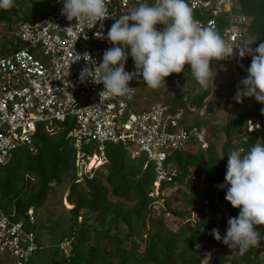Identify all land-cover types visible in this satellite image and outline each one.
I'll return each instance as SVG.
<instances>
[{
    "label": "trees",
    "instance_id": "16d2710c",
    "mask_svg": "<svg viewBox=\"0 0 264 264\" xmlns=\"http://www.w3.org/2000/svg\"><path fill=\"white\" fill-rule=\"evenodd\" d=\"M20 2L21 0L15 1L16 4ZM50 2L51 0H35L31 3L27 11L40 7L43 13L36 20H25L21 12L23 9L20 6H12V14H18L21 17L17 15L16 19H13L8 11L0 10V22H6L14 37V31L20 22H35L50 14L52 12ZM236 6L248 18L247 29L251 40L256 41L254 44L264 42V0H236ZM226 17L227 15L223 14L219 18L225 21ZM14 39L10 44L14 43ZM19 46L18 43L15 44V48ZM241 60L248 68L251 57L246 55ZM215 64L217 61L210 64L212 73L216 67H219L218 73L221 79L229 81L224 86H218V92L223 89V94L227 98H232L235 87L230 70L227 65L215 66ZM188 70V66L185 65V72L174 73L166 78L171 83L174 78H177L181 83V88H184V90L178 89L180 94L174 96L176 97L174 101L166 104L171 109L183 110V122L184 124L189 123L188 128H207V145L199 144L192 137L184 148L170 152L164 167L172 173H169V179L161 181L158 193H161L159 196L163 198L166 192L163 189L178 185L182 193H178L173 200L185 199L184 203L188 206L201 202L205 207L199 209L207 213V217L194 221L190 227H183L189 221L186 218V222H181L180 228L170 237L159 233H153L151 236L149 231L143 232L142 236L146 235L147 239L144 241L143 237L138 238L140 242L145 243L143 251H140L134 239L139 235L133 219L138 220L139 228L145 229L147 225L145 217L157 216L159 219L156 225L162 228L160 216L166 217L170 213L178 219L184 216V213L170 207L166 201L159 203L153 199L151 192L155 180L154 164L147 162L144 157L131 158L120 143H106L104 155L107 161L98 166L90 178L85 177L78 181L75 166L76 148L72 140L67 137L71 128L70 124L66 122L57 124L52 133L38 126L33 135L35 152L30 151L27 146H20L23 147L21 151L15 154V151L20 148L18 147L13 152L11 160L6 165H0V209L9 220L23 222L25 230L32 231L37 239L43 227L34 218L29 220L28 212L31 208L35 209L42 205L47 198L48 190L60 184L63 176H67L69 184L66 199L71 206L68 210L69 216L65 219L67 227L61 233L60 238L54 242V246L50 245L54 248L51 264H111L112 260H115L114 264H176L173 262L174 258L179 260V264H225L224 259H218L214 255V252L216 254L222 252L224 247L214 239L211 231L214 228L218 229L222 236L227 227V219H224L223 214H219L221 210L214 205L216 198L214 196L216 195L220 202L228 205V218L237 216L238 211L233 209L224 198L227 187L217 191L213 185L224 181L228 151L240 149L246 152L253 145L264 143V131L251 132L248 131L247 126L249 118L257 117L264 127V115L261 114V108L264 105L252 98L255 102L253 109L237 115L232 121L236 103L226 101L229 103L226 107L215 106L218 112L225 113L223 124L220 127L217 125L215 127V124L211 122L204 126L197 122H190L188 117L192 114L198 117V111L205 107V101L212 93V83L215 79L211 78L208 87L201 89ZM224 95L217 97L221 100ZM160 102L165 103L164 100ZM217 130H221L225 137L221 146L222 159L217 158L215 149L209 145ZM89 144L91 142L84 145L89 147ZM192 148L195 150L192 151ZM82 149L88 152V148L82 146ZM96 149L97 143L96 148L91 151ZM194 181L202 182L203 189L191 188L189 193L182 191L185 187L189 189ZM90 214H94L92 222H90ZM120 224L125 226V232L122 234L119 233ZM183 229L189 232L186 249L191 250L201 244L199 251L196 252L207 254L204 262L202 258L195 257V250H192L185 259L173 249L172 240L178 234L183 235ZM263 232L264 227H261L260 237H264ZM64 239L70 240L69 256H65L62 250L60 258L56 259L57 253L61 252L60 243ZM212 239L217 249L204 252ZM36 243L37 250L43 249L40 243ZM253 249L254 260H256L259 252L264 251V248L259 250L253 247ZM235 252L239 253L237 249ZM241 258L248 259L245 255ZM230 264H236V259Z\"/></svg>",
    "mask_w": 264,
    "mask_h": 264
},
{
    "label": "built area",
    "instance_id": "2783aa9c",
    "mask_svg": "<svg viewBox=\"0 0 264 264\" xmlns=\"http://www.w3.org/2000/svg\"><path fill=\"white\" fill-rule=\"evenodd\" d=\"M104 2L107 17L90 29L87 23L74 26L75 21H67L60 14L63 5L57 0H51L52 12L44 18L18 24L14 43L0 55V165H6L20 146L35 152L33 135L39 125L46 124L45 130L52 133L55 125L66 122L71 126L67 137L76 148L78 181L92 176L95 164L107 161L104 155L106 143H120L131 158L144 157L154 164L155 180L151 192L154 196V193L158 194L161 181L169 179L168 175L172 173L164 167L168 154L184 148L192 137L206 146L208 129L188 128L189 123L183 122V110L171 109L163 102L134 109L130 102L137 87L144 85L140 79L129 82L128 87L134 89L129 96L110 98L99 97L103 86L91 83L90 78L80 82L81 70L91 68V61L100 62L106 34L114 20L140 3L151 4L155 0ZM187 3L201 27L215 30L234 47L251 40L248 18L238 10L236 0H187ZM223 14L227 15L225 21L219 18ZM16 43L20 45L18 48H15ZM256 46L249 47L254 49ZM84 54L89 55L90 61L83 59ZM76 55L81 59L74 61ZM224 60L229 63L236 92L247 75L246 65L239 58L237 49L232 57ZM172 83L175 90L181 88L177 78ZM235 92L232 98L224 95L222 100L236 103ZM254 106L252 98H244L242 103H236L231 120L251 111ZM247 126L251 132L264 131L257 117L249 118ZM89 142L97 143V149L88 153L82 146ZM92 160L96 163L90 166ZM84 167L90 175H84L87 172ZM28 217L33 220L31 209ZM35 239L32 231L25 230L23 222L9 220L0 209V256L7 255L12 264H31V257L38 248ZM60 246L65 256H69L70 240L64 239Z\"/></svg>",
    "mask_w": 264,
    "mask_h": 264
},
{
    "label": "clouds",
    "instance_id": "9594fccd",
    "mask_svg": "<svg viewBox=\"0 0 264 264\" xmlns=\"http://www.w3.org/2000/svg\"><path fill=\"white\" fill-rule=\"evenodd\" d=\"M57 2L63 5L60 14L69 22L75 21L74 26L87 23L90 29L107 17L104 0ZM13 4L14 0H0V10H8ZM157 25L162 27L158 29ZM106 39L111 47L103 52L100 62L91 61L92 67H84L79 75L81 83L90 78L91 83L103 86L99 97L129 96L134 89L128 84L133 79H140L146 87L157 89L171 74L185 72V65L196 84L206 89L212 78L210 64L232 57L237 49L239 57L250 56L251 63L233 99L239 104L244 98H254L264 105V42L254 49L249 47L256 42L252 40L234 47L215 30L201 27L187 0L140 3L114 20ZM76 57L74 61L81 59L80 55ZM129 57L135 69L131 73L125 71ZM83 59L90 61L88 54H84ZM261 114L264 115V107ZM225 186V200L239 211L237 216L227 219L223 236L215 228L211 235L242 255L258 244L259 229L264 227V143L253 145L246 152L230 151L224 181L219 188L223 190Z\"/></svg>",
    "mask_w": 264,
    "mask_h": 264
},
{
    "label": "rangeland",
    "instance_id": "374dc122",
    "mask_svg": "<svg viewBox=\"0 0 264 264\" xmlns=\"http://www.w3.org/2000/svg\"><path fill=\"white\" fill-rule=\"evenodd\" d=\"M15 1L16 0H14L13 6H16V7L20 6L23 9L21 10V12L25 20L33 21V20L40 18V16L43 14L42 11L39 9L40 7H37V8L35 7L33 10L27 11L30 8L31 3L35 0H21L20 4H16ZM6 11H8V14H10L13 17V19H16L18 14H12L11 8ZM18 16L21 17V15H18ZM161 27L162 26L157 25L158 29H160ZM13 39L14 37L11 34V28L7 26L5 21H1L0 22V55L4 52V50L9 45H11L10 42ZM109 47H111V44L108 41H106V43L103 44L104 51L108 49ZM216 65L217 66L227 65L228 67L229 63L226 60H221V61H217V64H215V66ZM218 68L219 67H216L215 68L216 70L212 73V78H214L215 80L212 83V93L210 94V96H208V98L205 101L206 102L205 108L198 111V117H196L193 114L190 115L189 117L190 122H197L198 124L202 126H204L208 122H211L212 124L213 123L215 124V127L217 126L220 127L221 124H223L225 113L218 112V109L215 108V106L223 105V107H226V105L229 104L226 101L224 102V100L222 99L220 100V98L217 97L218 95H224L223 89L221 90V92H218L219 91L218 86H224V84L228 83L229 81L221 79V75L218 73V70H219ZM125 71H128V72L135 71L134 66H133V61L130 57L127 59L125 63ZM181 89L184 90V88H181ZM179 94H180V90H174V87L169 80H166V83L162 84L157 89H151L146 86H139L137 87L136 95L134 96L133 100L130 102V106H133L134 109H137V108L145 107L146 105L149 106L150 104H153L155 102H160L163 100L165 103H171L172 101L176 99V97L174 98V96H178ZM45 125L46 124H42L39 126H41L45 130L44 128ZM215 134L216 135L214 139H211L209 145L210 147L212 146L215 149L217 153L216 154L217 158L222 159L221 146L224 143L225 137L221 130H217ZM84 147L88 148V152H89L92 149L96 148V143L91 142V144H89V147H87L86 145H83V148ZM22 149L23 147L18 148V150L15 151V154L21 151ZM191 150L194 151L195 149L192 148ZM228 153H230V151H228ZM97 165L98 163L95 164V167ZM84 171H87V172H84L85 173L84 175H90L86 167H84ZM68 184H69V181L67 179V176L65 175L62 177V182L60 184L52 186L48 190L47 198L43 202L42 205H40L39 207L35 209L31 208L32 218H34L36 222L39 223L41 227H43L41 230V233L36 239V242L40 243L43 249H39L35 252V254H33L30 260L32 264H51L52 263V257H53L52 253L54 252V248L52 246H54L55 244L54 242H56V240L60 238L61 233L67 227L65 219L69 216L68 210L70 209V206H71L66 200ZM219 185L221 184L218 183V184H215V186H213L215 190L217 191L221 190V188H219ZM203 187L204 186L202 185V182L194 181L193 184L190 185L189 189L185 187V189H182V191L185 190V193H189L191 188L195 190H198V189L202 190ZM163 190L164 192L166 191L163 194V198H160L161 196H159L161 193H158L157 195H155L154 193L153 199L157 200L159 203H162L163 201L165 203L166 201V203H168L170 207L177 209L178 211L184 213V216L180 219H178V217L176 218L173 213H170L166 217L160 216V220L163 225L162 228L157 227L156 221L159 218L157 219V216L155 215H153V217L151 216L147 218L145 217V220L147 221V225L145 229L139 228L138 220L136 221L135 219H133L134 226L139 235L135 237L134 239L136 241V244L139 246L140 251H143L145 247L144 241L145 239H147L145 238L146 235L142 236L143 232L149 231L151 236L153 233H159L160 235L166 234L168 237H170L174 232L178 230V228H180L181 222L183 221L186 222L187 220L186 218H188L189 221L183 227H186V226L190 227L194 221H197L198 219H205L207 217V213H203V211L199 209V208L202 209V207H205V205H203L201 202L199 204L196 203L194 205L188 206L184 203L185 199L179 200L178 198V200H175V201L173 200L174 197L178 193H182L180 192L178 185H174L171 188L167 187ZM169 193L171 194L168 195ZM214 197H216L214 205H217L219 210H221L219 214H223L224 219H228V213H227L228 205L224 202H220L216 195ZM129 203L133 204V202H129ZM237 211L239 210L237 209ZM93 218H94V214H90V222L93 221ZM94 223L98 225L97 222H94ZM119 226H120L119 233L120 234L124 233L125 226L123 224H120ZM188 236H189V232L186 229H183V235L178 234L172 240L173 249L175 250V252L179 255H183V258L185 259L188 257L190 252H192V250H195L196 252V251H199L198 249L201 247V244H199L197 248L193 247L191 250L186 249V239ZM140 237H143L142 239H144V241L140 242V240L138 239ZM213 241H214L213 239L209 241V245L206 246V250L204 252L206 251L212 252L215 249H217V246L213 245ZM221 246L224 247V250L222 252H218L217 254L216 252H214V255L218 259H224L225 264H230V262L235 259H236V264H264V251H260L257 259L254 260L253 247H251L247 252L241 255L240 253L235 252V249L231 250L223 243H221ZM254 248L259 249V250L264 248V237L259 236V242L256 246H254ZM59 249L61 252L57 253L56 259H59L62 254V248H59ZM243 255L247 256L248 259L243 260L241 258V256ZM195 257L202 258L204 262L206 260L207 254L196 252ZM173 262H175L176 264H179V260L177 258H174ZM114 263H115V260H112L111 264H114ZM0 264H12L11 258L8 257L7 255L0 256Z\"/></svg>",
    "mask_w": 264,
    "mask_h": 264
},
{
    "label": "bare ground",
    "instance_id": "6f19581e",
    "mask_svg": "<svg viewBox=\"0 0 264 264\" xmlns=\"http://www.w3.org/2000/svg\"><path fill=\"white\" fill-rule=\"evenodd\" d=\"M93 163H94V161L92 160L91 163H90V166H91ZM95 163H96V162H95ZM95 163H94V164H95ZM94 164H93V165H94ZM222 183H223V182H222ZM222 183H219V184H222Z\"/></svg>",
    "mask_w": 264,
    "mask_h": 264
}]
</instances>
